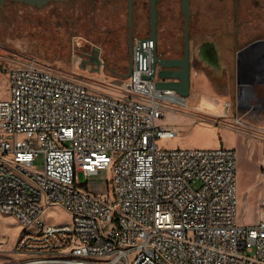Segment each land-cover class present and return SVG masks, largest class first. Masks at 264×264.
Returning a JSON list of instances; mask_svg holds the SVG:
<instances>
[{"label": "built area", "instance_id": "2783aa9c", "mask_svg": "<svg viewBox=\"0 0 264 264\" xmlns=\"http://www.w3.org/2000/svg\"><path fill=\"white\" fill-rule=\"evenodd\" d=\"M139 40L130 77L115 75L109 84L31 56L6 70L0 214L23 227L17 264H264V203L257 225L237 223L236 151L159 147L180 133L158 120L187 103L157 89L156 78L142 79L152 74V47L144 48L148 68L138 70ZM231 112L227 102L213 122L225 119L224 127L264 139V128L251 120L259 111L238 110L249 118ZM101 171L111 173L106 195L89 187ZM53 207L72 222L44 221Z\"/></svg>", "mask_w": 264, "mask_h": 264}, {"label": "rangeland", "instance_id": "374dc122", "mask_svg": "<svg viewBox=\"0 0 264 264\" xmlns=\"http://www.w3.org/2000/svg\"><path fill=\"white\" fill-rule=\"evenodd\" d=\"M117 1L121 0L51 2L42 8L12 1L4 5L0 3V100L9 97L6 70L17 66L21 56L34 57L63 72H76L99 85L113 81L116 74L111 70L118 69L121 75L127 74L130 60L128 16L123 17ZM177 3L176 6L169 4L167 10L160 13L162 29L183 31L184 17L180 0ZM136 5L139 9L144 7L143 20L149 22V0H137ZM191 6V14L194 15L191 27L195 29L203 25L207 33L214 32L220 21L227 17L224 4L217 0H191ZM245 21L246 26L242 30L245 39L264 37V10L260 12L254 9V14ZM135 26L136 22L134 39L138 37ZM223 27L231 33L232 26L227 29L224 23ZM100 59L103 69L98 67ZM229 84L230 90L222 79L209 81L201 72L198 76L191 75V85L203 87L205 91L210 89L220 94L222 90L230 91L227 98L232 105L231 113L237 116L236 80L233 79ZM212 97L217 106H222L223 98ZM246 118L249 117L246 115ZM218 120H223L222 125L220 121L207 123L209 127L217 129L216 138L215 135L211 136L218 140L216 148H233L237 153V223L240 226L257 225L264 203V139L230 130L223 125L225 119ZM251 120L264 128V109L259 108V113L254 114ZM157 126H176L180 132L176 139L160 140L159 147L167 150L204 148L200 142L207 137L203 133L190 135L192 125L189 119L185 120L179 113L168 110L166 116L158 120ZM35 169H44L43 156L35 162ZM110 180L111 173L101 171L90 179L89 187L96 194L106 195ZM43 220L52 224H69L72 216L62 208L53 207L44 213ZM22 229L17 219L0 215V236L5 239V244L0 246V264H17L21 260L19 255L8 249L13 247Z\"/></svg>", "mask_w": 264, "mask_h": 264}, {"label": "water", "instance_id": "95a60500", "mask_svg": "<svg viewBox=\"0 0 264 264\" xmlns=\"http://www.w3.org/2000/svg\"><path fill=\"white\" fill-rule=\"evenodd\" d=\"M7 1L18 2L33 7L42 8L51 2H69L75 0H0L4 5ZM106 1V0H101ZM136 0H127L128 4V28H129V69L128 73L120 75L128 78L133 69V41H134V10ZM181 11L184 17L185 27V60L166 59L160 53L158 43V0H149V35L139 40L138 48V70L148 68V54L144 53L145 47H152V74L142 75V79L152 80L156 78V88L160 90H172L179 97L186 99L189 97L191 89V70L194 67L190 62V0H180ZM212 50L216 47L211 44ZM261 44H253L247 51L252 52L255 48H260ZM113 72V70H111ZM117 75V74H116ZM264 63L252 64L251 61L238 65L237 101L238 110L264 109ZM256 78V79H254ZM258 105V106H257ZM259 111V110H257Z\"/></svg>", "mask_w": 264, "mask_h": 264}, {"label": "flooded vegetation", "instance_id": "af4514ba", "mask_svg": "<svg viewBox=\"0 0 264 264\" xmlns=\"http://www.w3.org/2000/svg\"><path fill=\"white\" fill-rule=\"evenodd\" d=\"M217 1L224 4L227 17H224L220 21L219 27L215 30L216 32L214 31L211 33L205 32L206 30H204L205 28L203 25H199L195 29L191 27L194 15L191 14L192 6L190 4V62H192L193 66L203 73L205 77L211 80H221L224 75L226 76L222 66H233L234 69L230 77L232 80H236L237 83L239 63L244 64L248 61H251L252 64L259 62L264 63V37L254 36L252 39H245L246 35L244 36L242 32L243 26H246V18L254 14V9H258L260 12L264 10V0ZM230 16L231 19H229ZM224 23L227 24V29L232 26V28L230 27L231 33L228 32L229 30H224ZM163 35L167 38L164 50L161 51L159 48L163 57L166 59L185 60V27L183 31L179 33L172 29H164L163 34H158V41L159 37H163ZM211 44L215 45V51L212 50ZM253 44H261V46L260 48H255L250 53L247 49ZM112 73L118 76L121 75L118 69L113 70ZM262 79L264 80V75ZM236 106L238 109V104H236ZM255 108L253 110H259Z\"/></svg>", "mask_w": 264, "mask_h": 264}, {"label": "crops", "instance_id": "0c3cea01", "mask_svg": "<svg viewBox=\"0 0 264 264\" xmlns=\"http://www.w3.org/2000/svg\"><path fill=\"white\" fill-rule=\"evenodd\" d=\"M177 1L176 0H158L157 10H158V34L159 35L163 34V30H164L160 27V13L162 11H166L167 10L166 8L169 6V4H173L176 6V4H178ZM117 4L119 5V7L121 9V13L123 14V17L126 15L128 16L127 0L117 1ZM174 10L176 12V8H174ZM144 12H145L144 7L139 9L138 5L135 6V10H134V22H136L135 29L138 30V37H141V38L147 37L149 35V22L143 20V17L145 14ZM177 12H178V10H177ZM148 13H149V11H148ZM176 32L179 33V30H176ZM166 40H167V38H165L164 35H163V37L162 36L159 37L158 43H159V48L161 51L164 50V45L166 44L165 43ZM221 46L224 47L223 45H221ZM222 68L225 70V73H226V76L224 75L222 80L224 82H226V85H227L228 89L230 90V84L229 83L232 82V78L230 77V75H231L234 68H233V66H226V65L222 66ZM199 72L200 71L197 68L193 67L191 75L194 74L195 76H198ZM209 81H213V80L209 79ZM206 91L204 90L203 87L191 85L189 99L186 98L187 108L184 109L183 111L179 112V114H181V116L185 120L189 119L190 125H192L190 127V130H189L190 135L191 134L194 135L193 133H196V134L203 133L207 137V139L205 141L200 142L201 146L204 147V148H200V149H215L216 144H219L218 140L215 139L216 138L215 131L217 129L215 130L211 126L209 127V125H207V123H214L213 119H215L217 117H221V115L224 111V105L226 104V102H230V100H228V98H227V95L230 94L229 93L230 91L226 90V92H223V90H222L221 94L216 93L210 89H206ZM191 94H192V96H191ZM212 96L223 98L222 106L221 105L217 106L216 101L214 100V98ZM236 98H237V86H236ZM236 112H237V115L244 116V113H242V112H241V114H239L237 108H236ZM232 116H234V114ZM202 118H205V120L202 121L201 120ZM245 118H246V114H245ZM171 128H175L176 130L179 131V129L176 126H172ZM207 128H210V129H207ZM214 135H215V138H212L211 136H214ZM209 136H210V138H209ZM193 145H196V143H194ZM0 215L4 216V217H8V218L11 217V218L16 219L15 217L10 216V215H2V214H0ZM15 242L13 244V247L8 249L9 251H12V250L14 251Z\"/></svg>", "mask_w": 264, "mask_h": 264}, {"label": "bare ground", "instance_id": "6f19581e", "mask_svg": "<svg viewBox=\"0 0 264 264\" xmlns=\"http://www.w3.org/2000/svg\"><path fill=\"white\" fill-rule=\"evenodd\" d=\"M258 106V105H257Z\"/></svg>", "mask_w": 264, "mask_h": 264}]
</instances>
